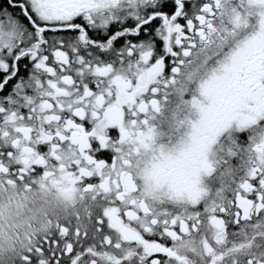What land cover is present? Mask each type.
I'll return each instance as SVG.
<instances>
[{"label":"snow or ice","instance_id":"6c2138e0","mask_svg":"<svg viewBox=\"0 0 264 264\" xmlns=\"http://www.w3.org/2000/svg\"><path fill=\"white\" fill-rule=\"evenodd\" d=\"M0 264H264V0H0Z\"/></svg>","mask_w":264,"mask_h":264}]
</instances>
